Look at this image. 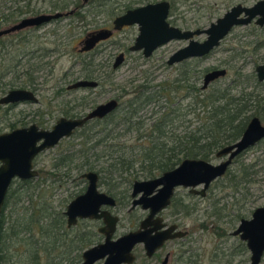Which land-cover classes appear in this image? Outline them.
<instances>
[{"label": "rangeland", "instance_id": "obj_1", "mask_svg": "<svg viewBox=\"0 0 264 264\" xmlns=\"http://www.w3.org/2000/svg\"><path fill=\"white\" fill-rule=\"evenodd\" d=\"M159 1L172 4L170 10L172 25L190 31L209 27L211 23L222 18L232 6L252 7L253 4L261 0H88L87 6H82V0H30L29 2L27 0H0V17L8 16L18 6L25 9L26 4H29V7H27L29 13L19 19L40 15L41 13L61 11L55 10V5L61 7L62 4H65L68 6V11H70L74 3L82 6L83 10L81 9V11H84L83 15L85 16L83 19L76 17L72 20L63 18L49 25L41 26L39 29L22 30V32L10 34L0 40V74H5L11 68V72H8L5 75L6 77L1 80V83H6L8 86L6 91L0 94V98L9 90L21 89L26 84L24 81H33V88L28 87L27 89L34 90L38 99V102L34 104L23 103L16 106L4 119L5 108L2 106L0 108V131H9L11 125L19 126L20 121L25 119V121H31L33 124L35 122L40 124L42 128H50L60 118L85 114L89 111V108L105 103L109 99L118 100V103H120L119 112L121 108L129 104V99L137 96V90L141 87L148 85V87H152L153 91H158L161 85H165L162 88L165 87L168 91L167 95L165 94L158 99L157 104H151V106L138 112V117L145 121L147 128V126H151L152 117H159L166 109L178 104L182 105V108L187 106L190 100L185 97L186 90L182 89L180 93L172 90L174 79L180 77L181 73L186 72V70H189L190 78L194 77L193 80L197 88H201L202 77L207 69L225 68L228 71L226 78L214 83L216 86L225 87L226 85H233L231 83L238 80L237 75L239 73L244 76L252 75L256 66L264 64V45L260 44V41L264 39V35H262V32L259 33L255 27L250 26L235 28L231 35L220 44L221 46L208 57L192 60L190 63L181 66L172 65L169 67L166 65L170 55L184 45L181 41L169 42V44L160 47L148 59L143 58L140 52H130L127 48L134 43L137 36V27H128L126 31L116 32L109 40L100 43L92 53L83 54L77 51V45L87 34V31L92 32L95 29L110 27L115 16L124 12L127 6L136 7ZM12 24L14 23H9L3 29ZM255 31L258 33H255ZM19 33L20 35H17ZM202 39L203 37L197 40L201 41ZM119 53H125V62L116 70H112L114 59ZM17 62H20V66L14 67L17 66ZM29 66H33L35 69L33 67L29 69ZM26 71L31 75L30 77L23 75ZM90 73H94L93 80L99 82L97 88L86 91L77 90L76 92L66 90V87L75 80L83 79L86 74L90 75ZM241 86L242 88L247 87L246 92L254 91L255 95L264 98V87H259L256 91L254 83H244ZM60 89L62 90L61 94L57 95L56 92ZM239 89L237 88L232 94H236ZM180 97L183 98L182 101L179 99ZM172 98L175 101L171 105ZM185 109L180 110V115L186 112ZM154 112H157V114L153 115ZM260 114L262 115L260 116ZM262 116L263 113H259L256 117L263 120ZM178 119L184 121L183 124V121L178 122L179 128L173 132L178 137H183L188 131L193 132V128L198 124L194 115L180 116ZM184 126L189 127V129L185 131ZM89 127L90 131L86 132L85 135L88 137L94 135L89 144L84 147L81 146L84 143V137L81 136V131H78L72 138L63 140L56 147L47 150L36 162L35 169L40 174L39 178L31 181V186L39 183V188L42 191L45 190L47 201L53 213L62 214L72 197L80 192L83 184L73 185L71 178L80 175L76 170L71 172L69 179L64 178L59 183L53 184V177L46 176H48V173L55 174L52 165L60 156L68 153L71 155L76 151H84L85 153L95 140L104 138V134L99 133V130H102L99 126ZM122 129V126H120L118 131L123 137L121 136V139L116 140L115 143H118V145L132 144L138 134L133 131L131 134L124 135ZM115 134H113V137L116 136ZM110 143L112 142H108V144ZM97 152L99 155L101 154V147ZM83 161L82 158L75 161L74 164L80 166ZM90 161H95V158H90ZM208 161L213 165L219 163L214 155ZM236 161L229 172L235 173L241 163L246 165L259 163L257 168H260V172L255 175L256 183L247 187L249 189L247 193L245 190H241L240 194H237L233 189L223 187L222 183H213L208 190L207 197L203 200L184 197L185 205L195 203L202 208L201 211L199 210L200 216H202L200 221L203 220L209 227L208 230L204 231L196 229L193 216L188 219L181 217L183 224L187 228H192L194 233L192 244L194 249H197L202 255L203 264H208L210 261H212L211 264H227L228 262L243 264L249 259L246 251L242 255H235L234 248L239 244V239L230 236V233L238 226L240 219H249L254 209L264 206V142L249 148ZM93 164L99 170L102 166V157ZM63 173V170L58 172L59 175ZM44 180L46 182H43ZM19 186L20 182H17L12 190H16ZM100 189L107 191L104 186ZM38 191L35 194L28 191L27 195L17 205L13 204V199H11L10 205L4 211L6 227L11 226L10 224L14 220L17 221L22 216L23 208L31 206V197L35 202ZM122 192H124L123 187L115 190V193L119 196ZM243 197L246 199L245 201ZM213 204L216 206L214 207ZM20 206L23 208L18 209ZM222 207H224L223 210H221ZM214 211L221 212L224 218L217 222L215 217L210 216ZM119 215L122 222L118 231L119 234H124L131 227V224L127 219L125 210L121 211ZM88 229L89 226L84 224L75 229L71 228L69 230L71 236L67 238L65 243L67 245L71 244L70 242L73 241L71 239L74 236L76 237ZM217 232H224L225 235L219 237ZM62 233H65V231L60 232V234ZM35 235L38 239L41 238L38 232ZM190 240L189 238L188 241L190 242ZM76 245L80 247L82 242H78ZM170 247L172 248V246H168L166 250H169ZM137 251L135 264H142L144 262L142 251L139 249ZM76 255H79L77 251L71 254V260L77 257ZM261 264H264V259Z\"/></svg>", "mask_w": 264, "mask_h": 264}, {"label": "water", "instance_id": "obj_2", "mask_svg": "<svg viewBox=\"0 0 264 264\" xmlns=\"http://www.w3.org/2000/svg\"><path fill=\"white\" fill-rule=\"evenodd\" d=\"M170 7L169 2L161 1L126 11L125 14L116 17L112 22V30H96L86 35L81 45V53L93 51L97 45L109 40L113 33L119 32L123 28L137 27V37L129 49L134 53L142 52L145 59H148L159 47L170 41L187 42L186 47L170 56L167 65L171 67V65L179 64L185 60L202 59L207 56L220 46L223 39L235 27L249 26L254 22L260 27L264 26V0L258 1L252 7L232 6L222 18L211 23L209 27L190 31L170 26L168 23ZM68 14L55 12L22 18L18 23L1 29L0 38L22 30L40 28L52 21L66 17ZM201 37L204 39L199 42L197 39ZM123 57L122 53L117 56L113 66L114 70L123 63ZM225 73V70H215L206 74L203 89H206L214 80L224 77ZM255 75L259 82H264V65L256 68ZM97 85L98 83L92 81L77 80L67 89L76 91L87 87L96 88ZM24 102L34 104L37 102V98L32 92L25 89L12 90L0 98V106ZM118 107L119 104L111 99L106 103L99 104L84 118L59 119L51 131H39L38 128L31 126L29 129H17L11 133L0 135V218L11 182L16 178L21 181L37 178L38 172L33 169V161L38 154L46 149L56 147L61 140L70 138L88 121L106 118ZM263 139L264 126L259 118L254 117L235 144L217 151V159L227 157V160L218 166L202 159H186L174 170L165 172L158 179L136 181L132 187L131 198L134 201L131 209L140 206L143 210H149L150 214L141 224L139 231L126 234L115 240L111 238L115 233L118 218L111 216L106 210H100L102 206L113 208L115 200L104 192H99L95 173L90 172L83 175L82 178L88 180V186L84 194L72 200L66 207V223H68V228H71L77 224V220H102L104 227L99 232L104 234L105 238L103 244L83 251L81 264H94L100 261L103 262L102 264H133L132 250L136 245L143 244L147 255L151 256L168 239L179 237L180 235L170 234L171 228L167 231L157 232L156 223L152 219L158 212L167 208L174 190L177 187H183L190 188V192H194L195 188L203 185L200 195L204 196L211 183L226 174L232 159L256 146ZM252 214L250 220H242L238 229L233 232V236H239L247 246L250 257L249 264H260L264 258V207L256 209ZM152 225L155 226L154 229L150 228Z\"/></svg>", "mask_w": 264, "mask_h": 264}, {"label": "trees", "instance_id": "obj_3", "mask_svg": "<svg viewBox=\"0 0 264 264\" xmlns=\"http://www.w3.org/2000/svg\"><path fill=\"white\" fill-rule=\"evenodd\" d=\"M27 1L29 2L30 0ZM27 7H29V4L25 5V9H22V6H18L8 16L0 17V30L4 26L9 25V23H18L20 17L29 13ZM67 7L62 4L61 7L55 5L54 8L55 10H64ZM17 35H20V33ZM16 65L14 67H19L20 62H17ZM32 67L29 66V69H32ZM33 69L35 68L33 67ZM8 72H11V68L5 74H0V94L5 92L8 86L6 83H1V80L6 77L5 75ZM23 75L31 76L28 71L23 73ZM181 76L177 87L172 83V90L179 93L182 89L186 90L187 94L185 97L190 100L185 106L186 109L182 108L180 104L172 106L166 109L159 117H152L151 126L146 128V123L142 118L138 117V112L145 107L151 106V104H157L158 99L165 94L167 95L168 91L165 87L162 88L165 85H161L158 91H153L152 87L145 85L137 90V96L129 99V104L126 107L121 108L119 112L117 110L111 113L104 119H98V126L102 129L99 130V133L104 134L103 139L95 140L85 153L84 151H76L74 154L70 155L68 153L59 157L54 170L61 171L64 169L65 173L76 170L79 172L78 174L85 171H95L100 174L103 172V177L106 178L105 185L108 187L109 192L111 194L112 192L115 193V190L123 187L124 192L121 193L123 195L129 191V186L134 179L154 178L155 175L174 169L186 158H199L207 161L216 153L217 149L236 143L244 133L252 117L258 116L259 113L264 111V98L255 95L254 91L246 92L247 87L242 88L241 86L244 83H254L256 91L259 87L263 88L264 85L256 82L253 74L244 76L239 73L237 75L238 80L231 83L233 85L221 87L212 84L204 91L202 88H197L193 80L194 77H188L187 73ZM24 83L26 84L22 86L23 89L33 88V81H24ZM237 88H240L239 91L237 90L236 94H232ZM179 99L182 101L183 98L180 97ZM174 101L172 98L171 105ZM183 109L186 112L180 115V110L182 111ZM155 114L157 112H154L153 115ZM189 115H194L198 121V124L192 130L193 132L188 131L183 137L173 134L174 130L179 128L177 123L183 121L178 118ZM262 117L264 120V115ZM120 126L123 128L122 132L124 135L131 134L133 131L138 134L132 144L118 145V143H115L116 140L121 139V136L123 137L118 131ZM89 129L90 127L80 130L81 136L84 137L82 147L93 140L94 135L89 137L85 135L86 132L90 131ZM188 129L189 127L184 126L185 131ZM113 134L116 136L113 137ZM110 141L112 143L108 144ZM100 147L101 154L99 155L97 150ZM101 157L102 166L98 170L93 162H98ZM82 158L84 161L80 166L74 164L75 161ZM90 158H95V161L91 162ZM258 164V162L250 165L241 163L235 173L227 172V175L216 183H222L223 187L233 189L237 194H240L241 190H245L247 193L249 190L247 187L256 183L255 175L260 172V168H257ZM31 184L32 182L29 181L26 183L20 182V186L16 190H11L7 196L4 211L10 205L11 199H13V204L17 205L27 195L28 191L35 194L40 189L39 183L34 186H31ZM30 202L32 203L30 207L23 208L20 206L18 208H23L22 216L17 221L14 220L10 224L11 226L6 227L4 214L1 218L0 264H75L80 258L79 253L90 245L91 237L87 234L85 236L83 234L82 236L77 235L71 239L73 240L70 242L72 245H67L65 242L71 234L66 229L63 215L51 212V206H49L47 201L45 190L42 191L40 189L35 202H33L32 197ZM223 209L224 207L221 208V210ZM30 210L31 213L29 212ZM210 216L215 217L217 222L224 218L221 212L215 211ZM217 229L220 231L218 226ZM61 231H65V233L60 234ZM36 232L41 235L40 239L36 237ZM223 233L221 232L220 234L222 235ZM78 242H82L80 247L76 245ZM237 247L235 252L241 253L246 250L244 246ZM75 251L79 255H76L77 257L71 260L70 256Z\"/></svg>", "mask_w": 264, "mask_h": 264}, {"label": "flooded vegetation", "instance_id": "obj_4", "mask_svg": "<svg viewBox=\"0 0 264 264\" xmlns=\"http://www.w3.org/2000/svg\"><path fill=\"white\" fill-rule=\"evenodd\" d=\"M87 1L88 0H82V6H87ZM159 2H161V1H159ZM146 4H156V3H146ZM146 4L145 5H142V6H146ZM169 4L171 5V7H170V10H171V8H172V4L169 2ZM73 7L71 8V10L70 11H68V8L67 9H64V10H61V11H54V12H51V13H55V12H59V13H61V12H63V13H69L68 14V16H66V17H62L61 19H58V20H55V21H52V22H56V21H59V20H62L63 18H68V19H70V20H72V18H74V17H76V18H81V19H83V17H85L84 15H83V13H84V11L82 12L81 11V9L83 10V8H82V6H79V5H75V3L72 5ZM142 6H136V7H142ZM136 7H134V6H129V8H125V11L124 12H122L120 15H117V16H115V18L116 17H119V16H121V15H123V14H125V12L126 11H128V10H134V9H136ZM66 10V11H65ZM51 13H47V14H51ZM87 13H88V11H87ZM41 14H46V13H41ZM33 16H39V15H33ZM170 12H169V24H170V26H173V27H176L174 24L172 25V21H170ZM31 17V16H30ZM30 17H24V18H30ZM22 19V18H21ZM20 20V19H19ZM115 20V19H114ZM113 20V21H114ZM112 21V22H113ZM51 22V23H52ZM51 23H49V24H51ZM49 24H47V25H49ZM88 24H89V22H88ZM44 26V25H43ZM250 27H255L256 29H257V31L259 32V33H263L262 35H264V26L263 27H260V26H258V25H256V23L254 22V23H252V24H250L249 25ZM41 28V27H40ZM176 28H178V27H176ZM235 28H237V27H235ZM235 28H233V30H235ZM33 29H39V28H31V30H33ZM102 29H110V30H112L113 28H112V23H111V26L109 27H105V28H100V29H95L94 31H96V30H102ZM126 29H128V27H126V28H123L121 31H119V32H123V31H126ZM179 29V28H178ZM181 29V28H180ZM203 29V28H202ZM181 30H183V29H181ZM233 30H231L230 31V33H229V35L228 36H230L231 35V33L233 32ZM94 31H92V32H94ZM183 31H189V30H183ZM92 32H90V30L89 31H87V34L86 35H88V34H90V33H92ZM258 32H256L255 31V33H258ZM114 34H116V33H113V35ZM137 34H138V28H137ZM85 35V36H86ZM113 35H112V37H113ZM85 36H84V38H85ZM228 36H226L224 39H223V41L228 37ZM137 37V36H136ZM136 37H135V39H136ZM84 38L81 40V42H79L78 43V45H77V51L79 52V53H81V51H80V49H81V45H82V42L84 41ZM135 39H134V42H135ZM199 39V38H198ZM203 39H204V37H203ZM202 39V40H203ZM201 40V41H202ZM201 41H199V42H201ZM222 41V42H223ZM170 42H173V41H170ZM174 42H180V41H174ZM181 42H183L184 43V45L180 48V49H182V48H184V47H186V45H187V42H184V41H181ZM221 42V43H222ZM220 43V44H221ZM169 44V43H168ZM259 44V43H258ZM260 44H262V45H264V39L262 40V41H260ZM259 44V45H260ZM133 45V44H132ZM131 45V46H132ZM166 45V44H165ZM98 46V45H97ZM96 46V47H97ZM130 46V47H131ZM164 46V45H163ZM221 46V45H220ZM219 46V47H220ZM95 47V48H96ZM130 47H128L127 49L130 51ZM162 47V46H161ZM218 47V48H219ZM160 48V47H159ZM180 49H178L177 51H179ZM217 48H215L214 50H216ZM95 50V49H94ZM159 50V49H158ZM213 50V51H214ZM157 51V50H156ZM155 51V52H156ZM177 51H175V52H173L171 55H173L174 53H176ZM131 52V51H130ZM154 52V53H155ZM89 54V53H92V51L90 50V52H85V53H83V54ZM141 53V56L143 57V55H142V52H140ZM153 53V54H154ZM211 53H213V52H211ZM210 53V54H211ZM120 54V53H119ZM118 54V55H119ZM123 55H124V57H123V63L125 62V53H122ZM152 54V55H153ZM210 54H208L207 56H205V57H202V58H206V57H208ZM117 55V56H118ZM151 55V56H152ZM170 55V56H171ZM150 56V57H151ZM117 58V57H116ZM116 58L114 59L115 61H114V63L112 64V70H114L113 69V66H114V64H115V62H116ZM144 58V57H143ZM169 59H170V57H169ZM168 59V60H169ZM168 60H167V62H168ZM192 60H199L198 58H192L191 60H185V61H182L181 63H179V64H174V65H183V64H188V63H190V61H192ZM167 62H166V65H167ZM122 63V64H123ZM121 64V65H122ZM262 65H264V64H262ZM168 66V65H167ZM172 66V65H171ZM258 66H260V65H258ZM258 66H256V68L258 67ZM170 67V66H169ZM256 68H255V70H256ZM215 70H225V75H224V77H222V78H219V79H216V80H214L212 83H210L207 87H206V89H203V82H204V76L206 75V74H208V73H210V72H214ZM255 70H254V74L253 75H255ZM193 71V70H192ZM192 71H191V73H192ZM185 73H187V76L189 77V75H190V73H189V70H186V72H184V73H181V75L183 74H185ZM227 73H228V71L224 68V69H220V68H216V67H214L213 69H207L205 72H204V74H203V81H202V86H201V88H202V90L204 91V90H207L208 89V87L209 86H211L212 84H214L215 82H217V81H219V80H224L226 77V75H227ZM93 75H94V73H90V75H88V74H86V76L83 78V79H77V80H84V81H92V82H95L94 80H93ZM180 75V77H182ZM180 77H177L176 79H174V81H173V83L175 84V86L177 87L178 86V82H179V80H180ZM255 78H256V82H258L259 84H261V85H264V82H259L258 81V79H257V75H255ZM77 80H75V81H77ZM73 83H75V82H73ZM73 83H71L70 85H72ZM95 83H98V85H97V87L99 86V82H95ZM68 87V86H67ZM67 87H66V90L67 91H74V90H68L67 89ZM96 87V88H97ZM23 89V88H22ZM22 89H19V90H22ZM90 89H95V88H89V87H87L86 89H77V90H83V91H86V90H90ZM179 89V88H178ZM13 90H16V89H13ZM25 90H28V89H25ZM76 90V91H77ZM28 91H30V90H28ZM61 89L60 90H57V95H59V94H61ZM76 91H74V92H76ZM30 92H32L34 95H35V92H34V90L33 91H30ZM7 94V93H6ZM36 98H37V96H36ZM109 100H111V99H109ZM113 100H115L117 103H118V100L117 99H113ZM37 102H38V99H37ZM36 102V103H37ZM108 102V101H107ZM24 103H28V102H24ZM106 103V102H105ZM23 104V103H22ZM119 105H120V103H118ZM18 105H20V104H12V105H2V106H4V108H5V112H4V115H3V119H4V117H6L12 110H13V108H15L16 106H18ZM87 105V104H86ZM2 106H0V108L2 107ZM95 108H97V106L96 107H93V108H89V111L87 112V113H85V114H79V115H73V116H69V117H66V118H64V119H80V118H84V117H86L87 116V114L89 113V112H91L93 109H95ZM119 108V107H118ZM118 108L115 110V111H117L118 110ZM71 110H73V109H71ZM114 111V112H115ZM263 113V115H264V111L262 112ZM37 114V113H36ZM37 115H40V114H37ZM108 117V116H107ZM255 118H257L256 116H254ZM254 117H252V119L254 118ZM263 118V117H262ZM61 119V118H60ZM251 119V120H252ZM260 119V118H259ZM26 120V119H25ZM25 120H22V121H20V123L21 124H19V126H15L14 124L13 125H11L10 127H9V131H0V135H3V133H11V132H13L14 130H24V129H29V127H31V126H34V127H36V128H38L39 129V131L41 130V131H51L54 127V125L56 124H54L53 126H51L50 128H48V127H45V128H42L41 127V125L40 124H38V123H36L35 122V124H33L31 121H25ZM59 120V119H58ZM57 120V121H58ZM250 120V121H251ZM56 121V122H57ZM249 121V122H250ZM264 120H261L260 119V122H261V124L264 126V122H263ZM248 122V123H249ZM84 127H82V128H80V129H78L77 131H75L74 132V134L72 135V136H70V138H72L73 136H75L77 133H78V131H80L81 129H83V128H88L89 126H98V119H93V120H90V121H88L86 124H84L83 125ZM248 126V125H247ZM246 126V127H247ZM245 130H246V128H245ZM68 139V138H67ZM67 139H63V140H67ZM63 140H61V141H63ZM60 141V142H61ZM59 142V143H60ZM264 142V139L263 140H261L260 141V143L259 144H257V145H260L261 143H263ZM233 144H235V143H233ZM228 145H232V144H228ZM225 147H228V146H223V147H221V148H219V149H217V151H219L220 149H223V148H225ZM54 148V147H53ZM51 149V148H50ZM50 149H46L45 151H43L42 153H40V154H38L37 156H36V158L34 159V161H33V169H34V171H36V169H35V167H36V162L38 161V159L44 154V153H46L47 152V150H50ZM217 151H216V153L214 154V157H215V159H217V157H216V155H217ZM247 152V151H246ZM245 152H243V153H241V154H239L238 156H236L234 159H232V163H231V165L229 166V168L227 169V171L225 172L226 174L224 175V176H226L227 175V172H229V170H230V168L237 162L236 160H238L240 157H241V155H243ZM61 157V156H60ZM186 159H188V158H186ZM196 159H199V158H196ZM196 159H194V160H196ZM217 160H219V163L218 164H220V163H222V162H225L226 160H227V157H225V158H218ZM58 161H59V159L57 160V161H55L54 163H53V165H52V169L54 170V166H55V164H57L58 163ZM184 161V160H183ZM205 161V160H204ZM182 162V161H181ZM180 162V163H181ZM206 162H208V163H210L208 160L206 161ZM180 163L177 165V166H175V168L176 167H178L179 165H180ZM212 164V163H211ZM213 165V164H212ZM214 166H218V165H214ZM174 168V169H175ZM69 169V168H68ZM174 169H172V170H174ZM63 171H64V169H62ZM61 170V171H62ZM60 170H55V174L53 175V174H49L48 173V176H46V177H53V179H52V182L53 183H59V182H61L62 181V179H64V178H66V179H69V177L71 176V172L69 171V173H65V171H64V173L63 174H58V172H59ZM169 171H171V170H169ZM36 172H38V175H37V178H39V171H36ZM90 172H93V173H95L96 174V176H97V179H98V181H97V189L99 190V192H104L105 194H107L109 197H111L112 199H114L115 200V206H113V208H109V207H106V206H102V208L100 209V210H106V211H108L110 214H111V216H115V217H117L118 218V222H117V224H116V228H115V233H114V235H113V237L111 238L112 240H115V239H117V238H121V237H123V236H125L126 234H129V233H136V231H139L140 230V226H141V224L143 223V222H145L146 221V218L149 216V214H150V211L149 210H143V209H141V207L140 206H135V208H133V209H131V207H132V203H133V201H134V199L133 198H131V194H132V191H133V184L136 182V181H138V182H144V181H151V180H155V179H158V178H160V177H162V175L164 174V173H162V174H159V175H155L154 176V178H151V179H144V180H140V179H134L133 181H132V183H131V185L129 186V191L127 192V193H125V194H120V196H119V194L117 195V194H115V193H113L112 192V194L109 192V189H108V187L105 185L106 184V178H104L103 177V172H101V174L100 173H98V172H95V171H90ZM90 172H83V173H80V175L79 176H77V177H72L71 178V180H72V183H73V185H75V186H77V185H79L80 183L81 184H83V187L82 188H80V192L78 193V194H76L75 196H73L72 197V199L70 200V202L72 201V200H74V199H76L77 197H79V196H81L82 194H84L85 193V191H86V188H87V186H88V180L87 179H85V178H82V176L83 175H85V174H87V173H90ZM167 172V171H166ZM223 176V177H224ZM223 177H220L219 179H221V178H223ZM37 178H35V179H37ZM35 179H30V180H27V181H29V182H31V181H33V180H35ZM219 179H217L216 181H214V182H212L211 183V185L208 187V190L210 189V187L213 185V183H216L217 181H219ZM45 180H47V179H45ZM43 181V182H46V181ZM27 181H21V180H19V179H15V180H13L11 183V186L9 187V189H8V191H7V196L10 194L9 192L12 190V187L17 183V182H24V183H26ZM102 186H104L105 187V189H107V191L105 192V191H103V190H101L100 188L102 187ZM203 189V185H200V186H198L197 188H195L194 189V192H190V188H187V189H185V188H183V187H177L175 190H174V192H173V195H172V199L170 200V203H169V205L167 206V208L166 209H164V210H162V211H160V212H158L152 219H153V221L156 223L155 224V226L157 227V232H163V231H167L169 228H171L172 229V232L170 233L171 235H180L179 237L177 236V237H175V238H171V239H168V241H166L161 247H159L157 250H155V252L151 255V256H148L147 255V252L144 250V245L143 244H138V245H136V247H134V249L132 250V252H133V256H134V263L133 264H135L136 262V259H137V254H138V249L140 250V251H142V256H143V260H144V262L142 263V264H203V259H202V255L198 252V250L197 249H194V245L192 244L193 242H194V238H193V231H192V228H187V226H185L184 224H183V221L181 220V217L183 218V219H188L189 217H194V223H195V225H194V227L196 228V229H200V230H202V231H204V230H208L209 229V227H207V225H206V223L205 222H203V220L202 221H200V219L202 218V216H200V212H199V210L201 211L202 210V208L199 206H197L195 203H189V204H187V205H185L184 204V197L185 198H188V199H193V200H195V199H200V200H203V199H205L206 197H207V193H208V190L205 192V194H204V196H202V195H200V192H201V190ZM7 196H6V199H7ZM119 196V197H118ZM138 196H136V199H138L137 198ZM6 199H5V201H4V206H3V208H2V211H1V218L3 217V214H4V207H5V202H6ZM70 204V203H69ZM68 204V205H69ZM67 205V206H68ZM66 206V207H67ZM264 207V206H263ZM263 207H260V208H263ZM256 209H258V208H256ZM256 209H254L253 211H252V213L256 210ZM65 210H66V208H65ZM125 210V212H126V216H127V219L129 220V222H130V224H131V227H129V229H128V231L127 232H125L124 234H119V231H118V228H119V226H120V224H121V222H122V220H121V217H120V215H119V213L121 212V211H124ZM199 212V213H198ZM251 213V214H252ZM62 215H63V217H64V221H65V223H66V216H65V211L62 213ZM253 215V214H252ZM252 215H251V217L249 218V219H245V218H242V219H240L239 220V223H238V226L230 233V236H233V232L235 231V230H237L238 229V227L240 226V223L242 222V220H250L251 218H252ZM1 218H0V221H1ZM158 219H159V221H158ZM82 224H84V225H87V226H89V229L88 230H84L83 232H82V234L85 236L86 234L89 236V237H91V240H90V245L89 246H87L85 249H83V251H85V250H87V249H90V248H93L94 246H97V245H100V244H103L104 243V238H105V235L104 234H102V233H100L99 231L101 230V229H103V227H104V221H102V220H95V219H92V220H88V219H82V220H77V224L75 225V226H71V228L73 229H75L76 227H78V226H80V225H82ZM155 226L154 225H152V226H150V228L151 229H154L155 228ZM71 228H68V223H66V229L67 230H71ZM155 233V232H154ZM153 233V234H154ZM82 234H80L81 236H82ZM217 234H220V232H217ZM79 235V236H80ZM225 234L223 233L222 235L220 234V236L219 237H221V236H224ZM234 237H236V238H238L239 239V244L237 245V246H241V247H245L246 248V252L248 253V255H249V251H248V249H247V246H245V243L244 242H242L241 240H240V238H239V236H234ZM80 238V237H79ZM191 239L190 240V242L188 241V239ZM168 246H172V248L170 247L169 248V250H166L167 248H168ZM237 246H235L236 248H238ZM138 248V249H137ZM236 248H234V250H236ZM83 251H81L79 254H80V258H79V260L75 263V264H81L82 263V253H83ZM244 252V251H243ZM243 252H235V255L237 256V255H242L243 254ZM249 257V256H248ZM264 259V258H263ZM262 259V260H263ZM249 261H250V257H249V259H248V261L245 263H243V264H249ZM210 262H212V261H210ZM208 263V264H211V263ZM262 262V261H261ZM103 262L102 261H100V262H97V263H94V264H102ZM227 264H232L231 262H228ZM261 264V263H260Z\"/></svg>", "mask_w": 264, "mask_h": 264}]
</instances>
